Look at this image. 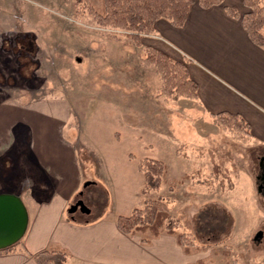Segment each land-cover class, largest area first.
<instances>
[{"label":"rangeland","instance_id":"obj_1","mask_svg":"<svg viewBox=\"0 0 264 264\" xmlns=\"http://www.w3.org/2000/svg\"><path fill=\"white\" fill-rule=\"evenodd\" d=\"M84 8L75 0H0V104L50 98L69 112L61 132L78 146L85 176L79 191L91 208L73 215L115 218L162 198L180 230L204 246L185 264L200 258L226 264L228 247L234 264H263L264 195L257 174L264 145L221 125L196 99L162 94L156 64L145 61L148 45H159L154 32L137 43L99 25ZM59 116L57 110L56 125ZM148 158L167 167L159 187L147 188L139 170ZM22 159L0 155L5 179L17 176ZM187 173L190 178L170 186Z\"/></svg>","mask_w":264,"mask_h":264},{"label":"crops","instance_id":"obj_2","mask_svg":"<svg viewBox=\"0 0 264 264\" xmlns=\"http://www.w3.org/2000/svg\"><path fill=\"white\" fill-rule=\"evenodd\" d=\"M237 1L210 7L196 2L182 27L160 19L152 36L158 47L187 63L204 112L241 114L250 122L252 140L264 145V47L250 39L240 18L227 13L225 5L243 13V0ZM58 103L48 98L0 104V155L23 156L15 177L5 179L0 167V192L21 195L30 216L21 242L0 254V264H38L34 255L51 246L66 249L74 264H185L191 254L174 235L163 233L144 244L140 235L120 230L118 214L84 220L68 215L85 176L77 144L61 132L70 114ZM26 179L29 188L22 187Z\"/></svg>","mask_w":264,"mask_h":264},{"label":"trees","instance_id":"obj_3","mask_svg":"<svg viewBox=\"0 0 264 264\" xmlns=\"http://www.w3.org/2000/svg\"><path fill=\"white\" fill-rule=\"evenodd\" d=\"M77 5L86 4L85 11L92 14L101 26L119 29L135 42L141 43L145 33L156 31V23L164 19L174 26L182 27L189 15L191 7L198 2L203 7L221 4L224 0H75ZM247 11L241 13L232 5H225L227 13L240 18L250 39L264 47V0H243ZM147 63H155L162 77L161 92L171 98L180 96L198 98V82L190 75L186 62L172 58L166 51L148 45ZM218 122L231 130L243 131L251 137V125L241 114L220 111L212 113ZM216 169L219 166H214ZM215 169V170H216ZM139 170L144 174L147 188L159 187L165 180L167 167L157 159H141ZM191 174H184L180 179H173V188ZM116 221L120 230L129 235L138 234L144 244H149L163 233L174 235L187 254L200 251L204 246L195 243L190 234L180 230V225L170 213L167 202L162 198L146 200L143 206L134 207L128 214H118ZM21 241L0 249V254L12 251ZM231 248L224 250V261L231 262ZM38 264H74L69 253L60 246H51L34 255ZM212 262H214L212 260ZM195 264H207L205 259H198Z\"/></svg>","mask_w":264,"mask_h":264},{"label":"water","instance_id":"obj_4","mask_svg":"<svg viewBox=\"0 0 264 264\" xmlns=\"http://www.w3.org/2000/svg\"><path fill=\"white\" fill-rule=\"evenodd\" d=\"M90 182H85L88 185ZM260 190V187H258ZM83 194V191H80ZM91 213V208L82 198L73 202L68 208L69 213L76 211ZM29 210L22 196L13 192H0V249L11 246L25 235L29 225ZM258 231L255 239L262 236Z\"/></svg>","mask_w":264,"mask_h":264},{"label":"flooded vegetation","instance_id":"obj_5","mask_svg":"<svg viewBox=\"0 0 264 264\" xmlns=\"http://www.w3.org/2000/svg\"><path fill=\"white\" fill-rule=\"evenodd\" d=\"M259 165H260V172L257 174V180H258V185L257 186L260 187V190L258 189V187H257V190L261 194L264 195V156L262 157V160H260ZM83 194H84V192H83ZM83 194H79L76 200H78L79 198H82L84 200Z\"/></svg>","mask_w":264,"mask_h":264}]
</instances>
